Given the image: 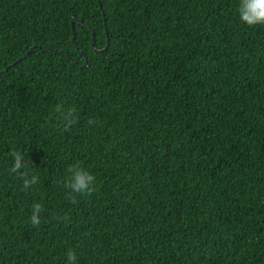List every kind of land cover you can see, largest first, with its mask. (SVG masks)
Returning <instances> with one entry per match:
<instances>
[{
	"label": "trees",
	"instance_id": "trees-1",
	"mask_svg": "<svg viewBox=\"0 0 264 264\" xmlns=\"http://www.w3.org/2000/svg\"><path fill=\"white\" fill-rule=\"evenodd\" d=\"M238 3L0 0V264H264V26Z\"/></svg>",
	"mask_w": 264,
	"mask_h": 264
},
{
	"label": "clouds",
	"instance_id": "clouds-1",
	"mask_svg": "<svg viewBox=\"0 0 264 264\" xmlns=\"http://www.w3.org/2000/svg\"><path fill=\"white\" fill-rule=\"evenodd\" d=\"M237 12L240 21L249 26H264V0H239ZM55 112L58 113V119L65 132L70 131L72 126L78 123L76 109L74 107L65 108L63 104L55 106ZM88 123L94 124L95 120L90 119ZM12 165L10 173L16 174L22 180L21 191L27 192L30 188L39 182L37 175L32 174L28 163L24 160V153L20 150L13 152ZM69 175L65 178V187L70 188L74 193L91 194L95 190L96 177L89 171L79 165L70 166ZM73 202L75 200L73 199ZM44 211L40 203H33L31 207L30 222L34 228L41 224V213ZM66 264H76V254L69 250L66 254Z\"/></svg>",
	"mask_w": 264,
	"mask_h": 264
},
{
	"label": "water",
	"instance_id": "water-1",
	"mask_svg": "<svg viewBox=\"0 0 264 264\" xmlns=\"http://www.w3.org/2000/svg\"><path fill=\"white\" fill-rule=\"evenodd\" d=\"M74 21H80L79 19H77V18H72L71 19V23H73ZM86 27H88V29L90 30V34H91V46L92 47H94V44H93V40H94V32H93V30L87 25V24H84ZM105 31H106V35H107V30H106V26H105ZM71 34H72V41H75V31H74V28L72 27V29H71ZM108 44H109V40H108V37H107V39H106V44H105V46L103 47V48H101V49H99V51H101V50H104L107 46H108ZM30 50V49H29ZM28 50V51H29ZM96 50V49H95ZM28 51H27V53H28ZM54 52H57L56 50H53ZM60 55H62V56H64L65 58H67V59H69V60H71V61H73L74 62V60L73 59H71L69 56H67V55H64V54H61V53H59ZM22 58V56L21 57H19L18 59H17V61L18 60H20ZM12 64H14V63H12ZM84 65H86V63L84 62V64H83V66ZM5 70V69H4Z\"/></svg>",
	"mask_w": 264,
	"mask_h": 264
}]
</instances>
